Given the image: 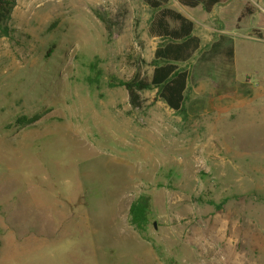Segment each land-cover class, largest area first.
Returning a JSON list of instances; mask_svg holds the SVG:
<instances>
[{
  "label": "rangeland",
  "instance_id": "1",
  "mask_svg": "<svg viewBox=\"0 0 264 264\" xmlns=\"http://www.w3.org/2000/svg\"><path fill=\"white\" fill-rule=\"evenodd\" d=\"M16 1L0 36V264H264V40L247 37L264 33L236 25L247 0L226 21L169 1L201 39L180 63L183 113L157 88L135 107L106 84L151 78L163 39L145 0ZM142 193L144 235L129 222Z\"/></svg>",
  "mask_w": 264,
  "mask_h": 264
},
{
  "label": "trees",
  "instance_id": "2",
  "mask_svg": "<svg viewBox=\"0 0 264 264\" xmlns=\"http://www.w3.org/2000/svg\"><path fill=\"white\" fill-rule=\"evenodd\" d=\"M152 8L154 14L151 19L150 32L163 39L155 50L152 64L154 66L150 80L135 76L131 79H122L114 75L106 80L109 87H124L129 95V101L133 106L141 104V93L157 88L159 97L176 112H184L186 91L190 77L189 69L182 67L181 62L189 60L194 51L200 46L201 39L194 34L195 23L179 10L169 6L170 0H145ZM180 4L197 7L202 6L207 12L219 3L227 0H178ZM16 0H0V36H10L12 28L9 21L16 6ZM252 12L251 5L246 4L238 20ZM258 36L262 37L261 33ZM92 70L96 65H91ZM100 80L99 73L88 76L89 83ZM35 119L33 117L30 120ZM22 121V118L19 119ZM221 203L208 200L221 208L226 202ZM151 196L142 193L137 196L130 205V224L140 233H145L149 221Z\"/></svg>",
  "mask_w": 264,
  "mask_h": 264
},
{
  "label": "crops",
  "instance_id": "3",
  "mask_svg": "<svg viewBox=\"0 0 264 264\" xmlns=\"http://www.w3.org/2000/svg\"><path fill=\"white\" fill-rule=\"evenodd\" d=\"M230 1L231 0L221 2L216 5V6L218 5H221V6L217 8H215L216 7L215 6L212 9V11L217 10L218 15L220 16L219 18L223 21H226L230 17V13L232 12L229 8ZM247 4L251 5V8H252V12L247 14V18H249V21L247 22V29L257 28L260 30V32L264 33V0H247ZM239 16L237 18L236 25L245 17L244 16L241 20H238ZM244 24H245V21H244ZM247 37L254 39L252 36H247Z\"/></svg>",
  "mask_w": 264,
  "mask_h": 264
},
{
  "label": "built area",
  "instance_id": "4",
  "mask_svg": "<svg viewBox=\"0 0 264 264\" xmlns=\"http://www.w3.org/2000/svg\"><path fill=\"white\" fill-rule=\"evenodd\" d=\"M250 36H252L254 39H260V40H264V36L262 35V37H260V36H254V35H250Z\"/></svg>",
  "mask_w": 264,
  "mask_h": 264
}]
</instances>
